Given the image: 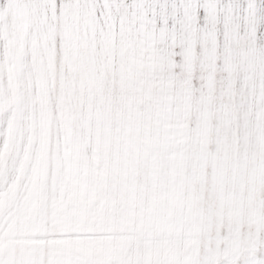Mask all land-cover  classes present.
Instances as JSON below:
<instances>
[{"label": "snow or ice", "instance_id": "6c2138e0", "mask_svg": "<svg viewBox=\"0 0 264 264\" xmlns=\"http://www.w3.org/2000/svg\"><path fill=\"white\" fill-rule=\"evenodd\" d=\"M0 264H264V0H0Z\"/></svg>", "mask_w": 264, "mask_h": 264}]
</instances>
